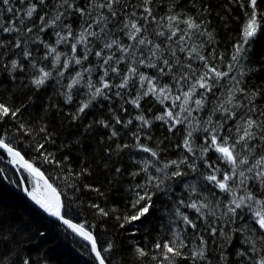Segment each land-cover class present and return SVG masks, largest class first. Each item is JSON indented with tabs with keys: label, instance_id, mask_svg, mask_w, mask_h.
I'll list each match as a JSON object with an SVG mask.
<instances>
[{
	"label": "trees",
	"instance_id": "16d2710c",
	"mask_svg": "<svg viewBox=\"0 0 264 264\" xmlns=\"http://www.w3.org/2000/svg\"><path fill=\"white\" fill-rule=\"evenodd\" d=\"M124 2L135 3L136 0H124ZM46 3L51 5L53 0H46ZM27 5L28 0H25L23 6L19 0H16L13 7L20 9L19 15L22 17ZM77 6L87 9L88 0H77ZM42 11L47 9H38L31 20L25 19L24 25H19L17 21L22 32L24 28H33V32L27 34V50L32 53L28 59L22 55L23 37L22 47L15 48L13 45L17 34L0 31V40L11 42L0 48V52L4 53L0 60V104L6 105L13 111L19 110L15 117L10 113L0 119V138L18 149L28 161L46 174L62 195L65 205L64 214L67 218L84 225L86 230L92 232L97 237L101 249L107 248L109 244L112 245L110 251L102 252L106 259L110 258L111 264H160V260L163 259L161 255L163 247L156 249L155 245L159 242L163 246L165 241L171 240L173 227L179 226L183 230L182 221L175 214V207H180L181 212L187 214L190 219L196 220L195 210L180 206L178 202L183 200L187 205L190 199L197 202L205 199L209 208L217 211L219 215V209H215L214 206L218 197L223 204L224 195L211 183L200 178L201 175L211 174L204 161L194 160L192 154L182 147L186 125H177L170 133L168 124L154 119L155 116L163 114L166 106H172L171 101L160 104L150 95L140 100V108L137 109L127 102L136 97V88H132L130 94L128 90H121L120 97L114 95L116 91L114 88L109 93L110 99L97 97L91 101L90 107L84 113L73 119L80 105L89 99V89L86 87L89 74L85 72L84 79L70 90L67 85L71 84L76 72L90 67L92 69L90 79L99 86V77L103 75V71L98 64L99 58L93 53L101 48L104 41L89 38L90 51L87 60H83L82 65H70L63 77H57V70L52 67L54 56L60 53L61 65H63L64 54L69 57L73 55L71 44L75 43V40L70 39L68 44H56L55 33L60 32L61 35H65L67 32L60 23L55 28L41 32L38 17ZM152 11L157 19L167 15H178L181 19L192 17L200 28L190 30L191 40L187 43L195 44L197 47L203 45L202 54L215 57L210 59L209 63L226 71L227 64L232 62L234 46L240 42L242 26L247 21L244 12L250 13L251 8L248 0H244L243 9L237 0H153ZM139 13L140 10L137 9V15ZM257 13V19L262 25L261 30L251 41L247 58L242 59L240 64L234 67L233 74L241 81L240 87L249 93L260 94L254 103L259 110H264V19H261V16H264V0H257ZM10 16L11 14L5 12L3 16L5 23ZM45 19L47 21L48 17ZM122 19V16H118L116 21ZM116 21L108 25L112 29L111 38L118 39L124 44L129 43L127 37L117 30L120 24ZM62 22L71 26L73 36H76L81 28V20L74 11L70 15L66 13ZM151 27L152 24L149 25V28ZM179 27L184 29L186 26L181 23ZM45 45L55 47L56 53L49 55V48ZM111 52L116 56L120 55L115 48ZM84 54V46L77 45L75 55L83 58ZM105 54L111 53L105 50ZM181 58L184 59L182 54ZM13 59L19 60L23 71L17 69L10 72V62ZM198 65V61L193 64L194 67ZM119 67L124 70L125 64L121 63ZM40 68L52 71V78L37 88L33 80L40 75ZM140 71L149 76L156 75L155 69L141 66ZM111 75L110 73L106 79H110L114 84L120 83L119 78L111 79ZM169 82L168 77L161 81V83ZM227 87L226 85L216 94L220 102H226L228 99ZM69 92L72 96L71 102L66 99V93ZM239 95L237 93V96ZM208 98L213 103L217 102V99L211 95ZM208 107L199 114L201 120L206 118ZM141 113L152 120L151 128H141V122L134 119ZM219 116L220 114L217 113L214 119H218ZM116 117H119L122 123L116 124ZM130 119L132 123L125 126L124 122ZM233 123L228 121L225 127ZM104 124L109 127H105ZM113 130L118 136L110 139ZM133 133L139 135V144L158 152L160 162L179 161L187 157L190 163H195L197 171L193 172L186 165L181 164L180 170L186 175L166 182L170 183L172 189L171 199L165 198L157 191L152 196V207L149 208V212L140 220L128 224L125 223V218L136 214L138 208L143 205L142 201L137 208L132 207L136 199L135 192L141 191L137 186L146 184L148 174L159 175L152 164L156 167L161 166L150 153L131 147L137 143ZM203 135L204 133L199 131L193 133L194 150L198 145L203 144ZM39 145L44 147L41 149ZM123 145L130 147L124 148ZM177 145L181 146L177 147ZM260 153L261 148L257 144L255 154ZM218 155L210 150L205 159L208 164L225 170L226 164L217 159ZM197 156H199L198 151ZM147 161H151L152 164L145 173L141 169ZM10 162L11 157L6 152L0 151V264H23L25 259L29 264H97L90 246L43 214L24 192L12 187L13 183L20 186V177H22L32 188L33 178L20 166L13 168ZM175 170L173 166L168 168L167 172L171 173ZM133 173L138 175L133 176ZM184 184H189V189H185ZM191 186H195L198 194L191 193ZM147 187L149 191L153 190L152 185ZM255 190L254 188L253 191ZM94 205H98L108 215H101L98 209L93 207ZM196 222L198 226L203 224L202 220ZM240 223L242 222L237 221V224L233 225L226 220L217 222L215 225L217 242L216 244L210 242L208 246V260L212 264H219L221 252L227 256V264H238L237 250L247 248L246 245L241 244L242 234L236 233L229 243L227 239L219 237V230L222 226L223 231L228 235L230 229ZM201 235H204L206 240H210L206 232L201 231ZM184 239L188 247L182 251L186 254H190L200 243L199 239L193 238L191 228H187ZM137 247L143 248L147 255L139 256L136 252ZM164 264H191V260L173 257L171 262L164 260ZM197 264L204 262L198 261Z\"/></svg>",
	"mask_w": 264,
	"mask_h": 264
},
{
	"label": "snow or ice",
	"instance_id": "6c2138e0",
	"mask_svg": "<svg viewBox=\"0 0 264 264\" xmlns=\"http://www.w3.org/2000/svg\"><path fill=\"white\" fill-rule=\"evenodd\" d=\"M15 2L16 0H0V31L17 34L13 45L15 48L22 47L23 37L24 50L22 55L25 59L32 55L27 50V34L32 33L33 28H24L22 32L18 24L24 25L25 19L31 20L37 14L38 9H47V11H42L38 17L41 32L48 28H55L60 23L63 28L67 29V32L65 35H61L60 32L55 33L57 36L56 44H68L70 39L75 40V43L71 44L73 55L69 57L64 54L63 65H61V54L56 53V48L45 45L49 48V55L56 53L52 67L57 70V77H63L70 65H82L83 60H87L90 51L89 38L104 41L101 48L93 53L99 58L98 64L103 71V75L99 77V86L90 79L92 71L90 67L76 72L71 84L67 85L70 90L84 79L85 72L89 74L86 83V87L89 89V99L80 105L73 119H77L79 114L84 113L90 107L91 101L97 97L110 99L109 93L114 88L116 89L114 95L117 97L121 96V90H128V94H130L132 88H136V97L127 102L137 109L140 108V100L150 95L160 104L171 101L172 106H166L163 114L155 116L154 119L168 124L170 133L176 129L177 125H186L182 147L192 154L194 160H203L207 168L211 170V174L201 175L200 178L211 183L224 195L223 204L218 197L214 206L215 209H219V215L217 211L209 208L205 199H200L199 202L190 199V203L187 205L183 200H180L178 202L180 206L195 210L197 213L196 220L190 219L187 214L181 212L180 207H175V214L182 221L183 230L179 226L173 227L171 240L165 241L163 246L159 242L155 245L156 249L163 247L161 253L163 259L160 260V264H164V260L171 262L173 257L188 258L191 260V264H197L198 261L204 262V264H212L208 260V246L210 242L216 244L217 227L215 225L222 220L233 225H236L237 221L242 222L231 228L228 235L225 234L222 226L219 230V237L227 239L229 243L236 233L242 234L241 244L246 245L247 248L246 250L244 248L237 250L238 264H264V110H259L254 103L260 94L258 92L249 93L240 87L241 81L237 80L233 74L234 67L239 65L242 59L247 58L251 41L256 38L262 27L260 20L257 19V0H248L251 12H244L247 21L242 26L240 42L234 46V52L231 56L232 62L227 64L226 71H222L209 63V60L215 59V57L202 54L203 45L197 47L195 44L187 43L191 40L190 30L200 28V25L196 24L192 17L181 19L178 15H167L157 19L152 11L153 0H136L135 3L124 2V0H88L87 9L78 7L77 0H53L51 5H48L46 0H35V2L28 0L22 17L19 15L20 9L13 7ZM237 2L243 9L244 0H237ZM19 3L23 6L25 0H19ZM137 9L140 10L139 15H137ZM73 11L78 14L81 20V28L76 36H73L71 26L62 22L65 14L70 15ZM5 12L11 14L7 23L3 19ZM118 16L123 17L122 21H116ZM46 17H48L47 21ZM261 19H264V16H261ZM113 21L120 24L117 30L127 37L129 43L124 44L118 39L111 38L112 29L108 25ZM181 23L186 26L184 29L179 27ZM150 24L153 27L149 28ZM6 44H11V42L0 40V48H4ZM77 45L84 46L83 58L75 55ZM113 48L120 52L119 56L111 52ZM105 50L111 54L106 55ZM181 54L184 59L181 58ZM3 56L4 53L0 52V60ZM197 61L199 65L194 67L193 64ZM121 63L125 64L124 70L119 67ZM141 66L155 69L156 75L149 76L141 72ZM33 67H35L34 64ZM17 69L23 71V66L18 59H13L10 62L9 70L14 72ZM39 73L40 75L33 80V84L37 88L52 78V71H45L44 68H40ZM110 73L112 74L111 79L119 78L120 83L114 84L110 82V79H106ZM165 77L169 78V83H161ZM226 85L228 86V99L226 102H220L216 94L218 91H222ZM237 93L240 95L237 96ZM209 95L215 97L217 102L213 103L212 100H209ZM66 99L71 102L70 92L66 93ZM209 105L210 107H208ZM206 107H208L206 118L201 120L199 114L204 112ZM18 111V109L13 111L6 105L0 104V119L10 113L15 117ZM217 113L220 116L218 119H214ZM134 119L141 122V128H151L152 126V120L146 118L143 113ZM228 121L234 123L225 127ZM115 122L116 124L122 123L119 117H116ZM124 123L126 126L131 124L132 120ZM104 126L109 127L107 124ZM197 131L204 133L202 136L203 144L198 145L194 150L193 133ZM132 135L136 138L137 143L131 147L150 153L161 166L156 167L151 161H147L141 169L147 173L148 166L152 164L159 175L151 176L148 174L146 184L137 186L141 191L135 192L136 199L132 207L137 208L142 201L143 205L138 208L136 214L125 218V223L128 224L140 220L149 212V208L152 207V196L157 191L162 193L165 198L171 199L172 189L170 183L166 182H171L175 177L186 175L180 170L181 164L186 165L193 172L197 171L195 163H190L187 157L179 161L160 162L157 151L139 144L140 137L137 133ZM116 136L118 133L113 130L109 138ZM257 144L261 148L259 155L255 154ZM180 146L177 145V147ZM43 147L44 145H39V148L42 149ZM122 147L130 146L123 145ZM0 148L7 149L17 158L14 160L15 163L22 161L25 169L44 181L43 186L37 182L31 191L24 188L28 197L47 215L67 226V229H70L73 234L90 242L91 253H94V258L98 264H111L110 258L106 259L102 252L110 251L112 245L109 244L107 248L101 249L98 246L97 237L92 232L87 231L84 225L66 219L61 193L48 183L43 173L24 160L21 154L14 151L3 139H0ZM210 150L219 154L217 159L226 164L225 170L207 163L205 157ZM197 151L199 156H197ZM57 163L59 162L57 161ZM173 166L176 170L168 173L167 169ZM117 171L119 172V169ZM132 175L135 176L138 173ZM147 185H152L153 190L149 191ZM189 187V184H184L185 189H189ZM254 188L255 191H253ZM190 191L192 194H198L195 186H191ZM93 207H96L101 215H108L98 205ZM197 220H202L203 224L198 226ZM187 228H191L193 238L200 241L190 254L182 251L188 247L184 239ZM201 231L206 232L210 240H206L204 235H201ZM136 252L141 257L147 255L143 248L137 247ZM23 264H29L28 260L25 259ZM219 264H227V256L224 252L220 254Z\"/></svg>",
	"mask_w": 264,
	"mask_h": 264
},
{
	"label": "water",
	"instance_id": "95a60500",
	"mask_svg": "<svg viewBox=\"0 0 264 264\" xmlns=\"http://www.w3.org/2000/svg\"><path fill=\"white\" fill-rule=\"evenodd\" d=\"M1 139V138H0ZM6 143V142H5ZM9 145V144H8ZM10 146V145H9ZM11 148H13L14 149V151H16V152H19L20 154H21V156L24 158V160H26L28 163H30V164H32L33 165V167L34 168H38L37 166H35L32 162H30V161H28L26 158H25V156L18 150V149H16V148H14V147H12V146H10ZM0 151H4V152H6L12 159H14V160H16L17 158H15L11 153H9L8 151H7V149H4V148H0ZM14 168H16V164L17 165H19L22 169H24L30 176H32L35 180H38V181H40L42 184L44 183V181L43 180H41L39 177H37V176H35V175H33L31 172H29L27 169H25L24 168V166H23V162L21 161V162H19V163H10ZM39 169V168H38ZM40 170V172L41 173H43V175H44V178L48 181V183H50L53 187H54V185L52 184V182L49 180V178L46 176V174L43 172V171H41V169H39ZM12 187L15 189V190H17V191H22L19 187H18V185L16 184V183H13L12 184ZM55 188V187H54ZM57 190V189H56ZM58 191V190H57ZM59 192V191H58ZM29 198V200L33 203V204H35V202L34 201H32L31 199H30V197H28ZM61 200L63 201V198H62V195H61ZM36 205V204H35ZM37 206V208L43 213V214H45L48 218H50V219H52V220H54V221H56L57 223H59L60 225H62L67 231H69L70 233H72L71 232V230L70 229H67V226H65V225H63L62 224V222H60V221H57L55 218H53V217H50L49 215H47L45 212H43V210L42 209H40L39 208V206L38 205H36ZM65 218L66 219H69V218H67L66 216H65ZM71 220V219H70ZM73 223H76V222H74V221H72ZM77 224V223H76ZM88 231V230H87ZM73 234V233H72ZM73 235H75V234H73ZM77 238H79L81 241H83L84 243H86L88 246H90V242H87V241H84L82 238H80V237H78L77 235H75ZM98 243V242H97ZM98 246H99V244H98ZM92 255H93V257H94V253H92ZM95 259V258H94ZM95 261H96V263L98 264V261L95 259Z\"/></svg>",
	"mask_w": 264,
	"mask_h": 264
},
{
	"label": "bare ground",
	"instance_id": "6f19581e",
	"mask_svg": "<svg viewBox=\"0 0 264 264\" xmlns=\"http://www.w3.org/2000/svg\"><path fill=\"white\" fill-rule=\"evenodd\" d=\"M13 161H11L10 163H14L15 164V162H14V159H12ZM12 166V165H11ZM16 166V168H17V166H19V165H15ZM13 167V166H12ZM14 168V167H13ZM15 168V169H16ZM32 177V176H31ZM33 178V177H32ZM24 183H25V187H24ZM22 191L21 192H24L25 194H26V192L24 191V188H27L28 190H30L31 188L26 184V182L24 181V179L22 178V177H20V186H18ZM20 192V191H19ZM26 196H27V198H28V195L26 194ZM29 199V198H28Z\"/></svg>",
	"mask_w": 264,
	"mask_h": 264
},
{
	"label": "rangeland",
	"instance_id": "374dc122",
	"mask_svg": "<svg viewBox=\"0 0 264 264\" xmlns=\"http://www.w3.org/2000/svg\"><path fill=\"white\" fill-rule=\"evenodd\" d=\"M11 161H13L12 158H11ZM37 182H39L40 185L43 186V184H42L40 181L35 180V179L33 178V185H32V188H31L29 191H31V190L36 186ZM25 186H26V185H25V183H24V187H25Z\"/></svg>",
	"mask_w": 264,
	"mask_h": 264
}]
</instances>
